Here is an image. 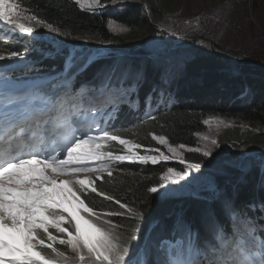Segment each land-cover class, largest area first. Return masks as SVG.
Listing matches in <instances>:
<instances>
[{
  "label": "snow or ice",
  "instance_id": "1",
  "mask_svg": "<svg viewBox=\"0 0 264 264\" xmlns=\"http://www.w3.org/2000/svg\"><path fill=\"white\" fill-rule=\"evenodd\" d=\"M75 2L85 10L100 5V0ZM22 20H36V17L23 16L16 0H0V22L9 30L32 33L33 28ZM47 27L52 28V25ZM19 55L16 51L7 56L0 54V61ZM84 68L86 65L78 71ZM117 71L105 70L99 83L88 88L87 95L95 100L97 89L104 92L115 89L112 93L115 105L127 94V87L138 85L142 79L139 72L131 78L123 73L116 78ZM91 83L85 81L80 86L87 88ZM75 92V89L65 90L61 96L45 97L42 108L33 106L26 95L0 96V264H69L65 251L56 247L57 244L70 250L80 264H128L126 257L130 249L127 243L121 245L111 232L94 222L92 217L96 213L82 196H86L90 188L92 193L112 199L98 192L95 180L102 179L99 173L103 171L112 175L111 161L131 160L134 153L113 155L101 150L107 141H117L121 145H128L129 141L103 129L101 136L91 135L93 127L99 126L95 116L100 109L94 103L85 108L84 97ZM153 139L165 143L163 136L153 135ZM204 155L210 153L206 151ZM161 157L169 159L163 154ZM138 158L145 160L143 156ZM148 159L153 163L157 161L156 157ZM93 160L99 162L97 168L88 163ZM189 167L199 168L200 165ZM92 172L97 173L95 179L80 175ZM173 175L183 179L188 173L174 172L170 168L161 179H172ZM148 191L157 193L158 188L151 187ZM120 207L127 206L121 203ZM232 212L235 220L241 218L238 210L232 209ZM83 213H87V217ZM50 229L66 238L54 235ZM210 231L212 239L207 241H201L189 231L186 249L171 256L168 264H264V239H256L253 226L248 225L246 235L237 236L238 228L229 233L210 219ZM44 248L50 249V254L44 253ZM137 264L147 262L138 260Z\"/></svg>",
  "mask_w": 264,
  "mask_h": 264
},
{
  "label": "trees",
  "instance_id": "2",
  "mask_svg": "<svg viewBox=\"0 0 264 264\" xmlns=\"http://www.w3.org/2000/svg\"><path fill=\"white\" fill-rule=\"evenodd\" d=\"M16 2L29 10L41 24H50L53 29H58V33L53 35L66 43L84 41L86 44L95 46L109 44L113 45L111 49L127 54L130 52L122 50H126L128 44L115 41L116 38L111 35L109 23L114 22L133 30L143 27L142 21H145L142 10L132 5L114 16L90 14L81 10L74 0H16ZM111 2L112 0H100V4ZM36 32L44 34L45 30L40 29ZM182 43L186 42L182 41ZM22 49L16 48V45L9 41L0 39V54L7 56L11 51L21 54ZM186 50L193 54L203 53V56L180 59L182 52ZM82 52L79 51L80 54ZM84 52L87 51L84 50ZM169 53L172 57L167 61L168 64L180 62L182 66L181 71L176 74L169 75L165 64H159L155 60L144 57H118L113 54L92 63L84 72L83 80L92 82L89 85L93 86L99 83L101 74L108 69L118 70L116 78H119L121 73L129 78L134 77L137 72L142 75L141 80L145 83L130 96L135 109L124 106L118 112L122 124L118 136L147 150L156 148L153 135L163 136L165 142L173 148L184 145V147L195 149L198 136L205 131L203 123L208 117H228L264 126V82L250 80L251 73L258 68L248 65L237 66L240 72L236 80L239 82L237 86L228 82L223 83L226 79L223 72L228 70L229 62L216 55L213 50L193 45L172 49ZM61 61V58H58L54 62H48L57 63L56 66L60 67ZM201 74L206 75L204 79L198 78ZM160 94L161 97H158ZM155 99L168 102L167 106L170 107L149 110L145 117H141V112L147 111L149 104ZM263 137L261 135L260 139ZM253 143L255 145L254 141ZM254 147L257 146L252 148ZM237 153L239 152H233L230 157L233 158ZM184 158L192 164L203 163L202 157L190 151L184 154ZM209 162L207 160L206 164ZM170 168L181 170L178 166L161 163L120 165L111 172V176L106 175L100 180H95L98 192L112 199H104L103 195L90 191H87V195L82 196V199H85L86 204L96 213V216L92 217L94 222L105 225L106 230L111 232L113 237L117 235V232L121 233L119 236L123 240L132 242L129 246H134L140 240L147 225L153 221H159L157 228L169 229L174 224L173 221L181 219L183 225L188 224V229L199 231L202 230L201 226L204 222L208 223L206 214L209 210L216 220L223 221L225 214L232 209L256 212L264 207V164L243 171L236 177L233 176L236 174L234 171H227L226 168V175L232 171V177L216 176L214 178L216 192L203 189L199 191L198 199L184 195L156 198L154 196L156 193H150L148 189L157 187L158 193L161 185L159 181ZM212 170L214 167L211 161V167L206 171L210 173ZM121 203L127 204L128 212H124L120 207ZM126 213L130 214L126 215ZM83 215L87 217V213ZM105 215L109 216L108 220H102ZM100 221H105L108 225ZM112 227L118 230H113ZM50 231L58 237L66 238L55 229ZM261 236L264 237V232ZM153 240L157 241V238ZM45 242H49L46 237ZM55 246L65 251L69 264H80L65 246L58 244ZM43 252L50 254L51 250L44 248Z\"/></svg>",
  "mask_w": 264,
  "mask_h": 264
},
{
  "label": "rangeland",
  "instance_id": "3",
  "mask_svg": "<svg viewBox=\"0 0 264 264\" xmlns=\"http://www.w3.org/2000/svg\"><path fill=\"white\" fill-rule=\"evenodd\" d=\"M131 5L142 10L145 16V21H142L143 27L131 30L114 22L109 23L110 32L116 38L115 41L128 44L126 50L122 51L130 53L145 52L148 53L146 55H150L148 56L150 58L155 56L154 60L159 64L164 63L167 73L172 75L180 72L182 66L180 62L168 64L167 61L172 57L169 49L186 47L181 44L182 41L191 45L197 43V46L213 50L216 55L229 62L228 70L223 72L226 77L223 83L228 82L239 86V82L236 80L240 75L237 66L240 65L258 68L257 71L251 73L250 80L253 82H264V0H116V3L100 4L92 10H85L78 6L90 14L117 16L120 12L130 8ZM19 8L23 16H34L22 6L19 5ZM37 21L39 20L36 18V20H22L21 22L32 27L33 32L42 29L49 33H58L53 31V28H48L46 24L37 23ZM23 34L25 33L20 32L18 29L9 30L3 22H0L1 38L14 39V36L18 38ZM47 36L50 37V34ZM49 43L53 44L52 47L54 49L58 46V42L49 40ZM80 43L85 42L81 41ZM101 45L113 47V45L109 44ZM158 54L159 56L157 57L156 55ZM24 55L23 53L19 58L14 57L9 62L21 63L26 61L28 56L24 57ZM201 56H203V53L193 54L186 50L182 52L180 59H191L192 57L198 58ZM3 64L4 62L0 61V66ZM18 67L22 69L21 67L24 66ZM205 76V74H201L198 75V78L204 79ZM53 83L51 81L47 86L50 88ZM83 91H88V89ZM116 95H120V92ZM108 96H112V94H104L105 98L102 100L107 99ZM158 97H161V94ZM96 98H98V95H96ZM123 99H126V95L122 96L121 100ZM84 106H86V103ZM206 121H209V123H203L205 131L198 136L197 148L195 149L188 147L171 148L166 142L161 144L158 141L161 146L160 149L141 153V149L132 147L134 144L131 142L128 145H121L116 141L118 146L124 147V152L118 155L128 156L133 153L134 155H132L131 160L111 161L110 168L116 163L123 162L153 164L152 160L148 158L163 154L182 168V170L171 168L174 172L187 171L188 175L183 177V179H178L174 175L172 179H163L161 183L163 187L160 185L159 192L154 194V196L164 199L184 195L198 199L199 191L203 189L216 192V181L214 179L216 176H228L229 178L232 177L231 174L234 171L236 174L233 176L236 177L243 171L264 164V137L260 139L261 135L264 136L263 125L247 123L240 119L228 117H208ZM213 140L216 141L215 144L212 143ZM253 141L257 147L252 148L255 146ZM114 142L110 141L108 145ZM129 148H131V152H129ZM187 151L202 157L203 163L199 164V168L189 167L192 163L187 162L184 158V154ZM206 151L210 155L205 156L204 152ZM233 152L239 153L232 158L230 156ZM141 156L145 157L144 161L138 158ZM229 158L232 159L228 160ZM207 160L210 161L208 164H206ZM211 161L214 170L208 173L206 169L211 167ZM98 165L99 163L90 166L97 168ZM110 168L109 170L112 171ZM226 168L227 171L232 170L230 174L227 173L226 175ZM89 174L91 173H81L80 175ZM101 174L103 176L108 175L107 171H103ZM88 191L91 192V189H88ZM123 210L128 212L126 208H123ZM129 214L126 213V215ZM211 214L212 212L209 210L206 216L208 217ZM108 218L109 216L105 215L102 220H108ZM100 222L107 224L105 221ZM177 222L181 225L183 221L178 219ZM102 226L107 229L105 225ZM112 229L118 230L114 227ZM119 235L121 233L117 232L115 238L118 239L121 245H124L123 238Z\"/></svg>",
  "mask_w": 264,
  "mask_h": 264
},
{
  "label": "clouds",
  "instance_id": "4",
  "mask_svg": "<svg viewBox=\"0 0 264 264\" xmlns=\"http://www.w3.org/2000/svg\"><path fill=\"white\" fill-rule=\"evenodd\" d=\"M82 10V9H81ZM84 11V10H83ZM46 34H50V41L52 40L53 42L56 41L58 42V46L56 47V49H54L52 46L53 44H50L49 46L53 48L52 52L48 54L50 55V58H46L43 60V62H47V61H50V62H54L55 60H57L58 58H61V63H60V67L61 68V71L62 72L61 74L62 77L64 76V74H71L73 76H76V83L74 84L73 88L71 90H68L69 92L73 91V89L76 90L75 94L77 96H83L84 98H87V100H85V103H86V106H84L85 108H87V106L89 104H99L102 101L101 98H96L93 102H89V96L87 95V92L88 91H83L85 89H88V88H91L93 87V85H91V87H81L80 85L82 84V82H85L83 80V76H84V72L86 71V69L94 62H97V61H101L102 59L104 58H108L109 55L113 54V55H125V56H128V57H138L139 56V53H130V54H127V53H122L121 51L119 50H113L111 49L110 47L108 46H101V45H89V44H86V43H80V42H75V41H71L70 43H66L63 39L61 38H58L57 36H54L53 33H49V32H46ZM57 34V33H55ZM49 43L46 42V46L48 45ZM181 44L183 46H186V47H175V49L177 48H187V47H190V46H197L198 44L196 43H193L192 45L191 44H188V43H182ZM78 50V51H81V50H86L87 52L83 55L80 56V53L77 54L75 56V58L71 61H69L68 59L71 58L70 56V52L71 50ZM107 49V50H106ZM169 50H172V48H170ZM136 52V51H135ZM150 56V55H148ZM146 57L150 60H154V57L153 56L152 58L150 57ZM158 56V55H156ZM94 58V59H92ZM50 66H55L57 63H54V64H51V63H48ZM83 65H86V68H84L83 71H78V69L81 68V66ZM133 86V85H132ZM130 87V86H129ZM128 87V88H129ZM96 95L99 96L98 92L95 93ZM108 98L112 101V97L111 96H108ZM109 99H106L107 101H109ZM110 101V102H111ZM84 103V104H85ZM126 107H128V109H131L133 107V103L131 101V99H128L125 103ZM102 105H104V103H102ZM120 107V106H119ZM119 111V108L116 107L114 111ZM98 123H99V126L98 127H93V130L92 132L90 133L91 135H94L96 136L97 133H102L101 129L103 130H106L112 134H116V135H120V130L122 128V124L121 123H116V122H112V125L109 124V123H105V122H101L99 121L98 119H95ZM91 122V121H90ZM134 144V143H133ZM136 145V144H134ZM168 146H170L168 143H167ZM171 147V146H170ZM110 148H113L114 151H119V150H122L124 151V147H110ZM141 149V152H146L148 151L147 149H143L141 147H139ZM161 146H158L156 148H153V149H160ZM173 148V147H171ZM102 151L104 152H113L111 149H109V146L108 145H105L102 149Z\"/></svg>",
  "mask_w": 264,
  "mask_h": 264
},
{
  "label": "bare ground",
  "instance_id": "5",
  "mask_svg": "<svg viewBox=\"0 0 264 264\" xmlns=\"http://www.w3.org/2000/svg\"><path fill=\"white\" fill-rule=\"evenodd\" d=\"M185 12V11H184ZM40 66L41 65H37V68H40ZM110 133V132H109ZM110 134H112V133H110ZM102 135V133H97L96 134V136H101ZM113 135H116V134H113ZM118 136V135H117ZM110 143V141H107L106 143H105V145H108ZM114 144H116V145H114ZM109 147H118V143L115 141L113 144H110V145H108ZM99 162H97V161H95L94 162V164H98ZM127 163H129V162H123V163H116V164H114V165H112L111 166V168L110 169H112V171L114 170V168H115V166L117 165V164H120V165H124V164H127ZM132 164H138L137 162H131ZM141 165H143V164H141ZM220 198V197H219ZM201 214V213H200ZM258 239H260V237L258 238Z\"/></svg>",
  "mask_w": 264,
  "mask_h": 264
}]
</instances>
